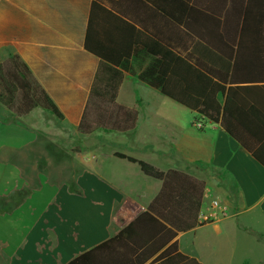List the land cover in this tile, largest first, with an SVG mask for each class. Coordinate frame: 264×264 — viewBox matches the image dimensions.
Masks as SVG:
<instances>
[{
  "label": "crops",
  "instance_id": "crops-1",
  "mask_svg": "<svg viewBox=\"0 0 264 264\" xmlns=\"http://www.w3.org/2000/svg\"><path fill=\"white\" fill-rule=\"evenodd\" d=\"M92 1L0 0V61L19 56L63 116L34 108L18 117L0 104V264H68L144 213L162 180L115 153L204 183L198 225L173 240L182 255L200 264H264V167L219 125L203 119L196 129V114L153 86L156 61L143 49L121 66L116 97L138 105L135 127L78 133L99 63L84 48ZM114 1L100 0L108 9L128 6ZM140 2L132 14L138 29L183 34L173 20L187 0ZM169 186L159 209L168 211L180 191L192 212L198 186L188 179ZM208 196L225 209L217 219Z\"/></svg>",
  "mask_w": 264,
  "mask_h": 264
},
{
  "label": "trees",
  "instance_id": "trees-1",
  "mask_svg": "<svg viewBox=\"0 0 264 264\" xmlns=\"http://www.w3.org/2000/svg\"><path fill=\"white\" fill-rule=\"evenodd\" d=\"M122 1L128 6L114 10L92 1L84 48L99 63L78 133H122L135 127L138 105L119 104L116 97L124 77L121 66L140 47L156 61L153 86L162 95L194 112V123L205 119L219 125L264 167V0H187V9L173 20L183 34L174 38L138 29L132 14L140 0ZM0 104L18 117L41 108L63 118L17 55L0 61ZM115 156L162 180L161 189L125 229L68 264H200L178 252L173 240L198 225L204 183L121 153ZM180 179L198 186L194 210L186 207L189 202L179 191L168 201L169 210L161 211L171 181Z\"/></svg>",
  "mask_w": 264,
  "mask_h": 264
},
{
  "label": "built area",
  "instance_id": "built-area-1",
  "mask_svg": "<svg viewBox=\"0 0 264 264\" xmlns=\"http://www.w3.org/2000/svg\"><path fill=\"white\" fill-rule=\"evenodd\" d=\"M194 127L196 129H201L202 128V124L200 122H196L194 123ZM209 199V207H210V215L209 217L213 218V219H217L219 214H224L225 209L222 207L221 203H220V199L216 196H208Z\"/></svg>",
  "mask_w": 264,
  "mask_h": 264
},
{
  "label": "rangeland",
  "instance_id": "rangeland-1",
  "mask_svg": "<svg viewBox=\"0 0 264 264\" xmlns=\"http://www.w3.org/2000/svg\"><path fill=\"white\" fill-rule=\"evenodd\" d=\"M47 113H49V112H47Z\"/></svg>",
  "mask_w": 264,
  "mask_h": 264
}]
</instances>
